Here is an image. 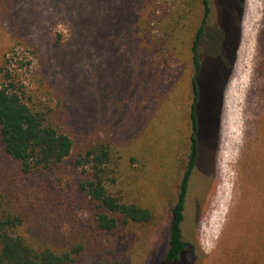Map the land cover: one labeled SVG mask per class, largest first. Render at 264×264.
I'll return each mask as SVG.
<instances>
[{
    "label": "rangeland",
    "instance_id": "374dc122",
    "mask_svg": "<svg viewBox=\"0 0 264 264\" xmlns=\"http://www.w3.org/2000/svg\"><path fill=\"white\" fill-rule=\"evenodd\" d=\"M210 6L202 80L224 82L208 105L218 114L202 105L188 249L173 264H264V0ZM201 18V0H0V66L13 64L31 104L73 141L63 163L32 174L0 143V196L23 217L21 234L55 248L80 243L76 264H167ZM228 42L233 63L219 70ZM99 142L113 151L109 191L149 208L150 223L96 230L75 161Z\"/></svg>",
    "mask_w": 264,
    "mask_h": 264
},
{
    "label": "trees",
    "instance_id": "16d2710c",
    "mask_svg": "<svg viewBox=\"0 0 264 264\" xmlns=\"http://www.w3.org/2000/svg\"><path fill=\"white\" fill-rule=\"evenodd\" d=\"M201 5V22L190 45L193 74L190 79L188 148L176 201L170 209L168 245L164 256L167 264L176 263L180 255L188 249V243L183 239L182 224L191 181L201 162V117L211 101H220L219 93L224 82L215 73L212 82L217 80V85L203 84L204 65L200 50H209L207 44L204 45L203 37L211 15L210 0H201ZM237 35L238 28L234 42ZM233 47V42H228L226 64L219 70L231 67ZM13 70V64L9 61L0 66L1 146L7 156L19 163L24 174L53 170L70 156L73 141L67 133L51 122L46 113L31 104V97L27 95L24 84ZM203 104L205 108L201 110ZM211 112L213 116L218 114V110L217 113ZM112 158L111 145L99 142L88 146L75 161L81 174L78 190L92 205L91 220L96 230L109 234L115 232L119 226L129 223L148 224L153 219V212L149 208L124 201L109 191L110 184L115 183L110 167ZM22 226L23 217L9 209L0 196V264H76L83 253L84 247L80 243L55 248L48 243L26 237L20 233Z\"/></svg>",
    "mask_w": 264,
    "mask_h": 264
},
{
    "label": "flooded vegetation",
    "instance_id": "af4514ba",
    "mask_svg": "<svg viewBox=\"0 0 264 264\" xmlns=\"http://www.w3.org/2000/svg\"><path fill=\"white\" fill-rule=\"evenodd\" d=\"M200 57H201V60H203L202 55H200Z\"/></svg>",
    "mask_w": 264,
    "mask_h": 264
}]
</instances>
